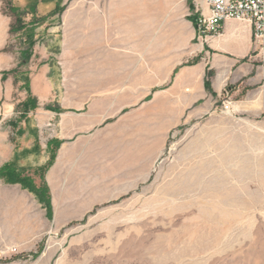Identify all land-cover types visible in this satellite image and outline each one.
<instances>
[{
	"label": "rangeland",
	"instance_id": "374dc122",
	"mask_svg": "<svg viewBox=\"0 0 264 264\" xmlns=\"http://www.w3.org/2000/svg\"><path fill=\"white\" fill-rule=\"evenodd\" d=\"M12 7L25 30L10 32ZM161 8L0 0V53L13 65L0 70V146L40 187L26 197L0 175V264H264L259 87L217 90L197 50L207 42L193 38L202 5ZM142 16L148 25L126 24ZM43 70L46 100L29 88Z\"/></svg>",
	"mask_w": 264,
	"mask_h": 264
},
{
	"label": "crops",
	"instance_id": "0c3cea01",
	"mask_svg": "<svg viewBox=\"0 0 264 264\" xmlns=\"http://www.w3.org/2000/svg\"><path fill=\"white\" fill-rule=\"evenodd\" d=\"M176 1L181 0H161V9L163 10L162 16L166 15V5H172ZM186 2L188 0H185ZM191 3L196 7L197 4H201L204 10V13H208V9L203 0H191ZM188 15L194 14L196 9L187 10ZM199 14L194 15L195 26L192 23L193 27V38L197 36V22L199 19ZM147 19V21H146ZM137 24V25H148L149 16H142L141 21H127L126 24ZM252 28L246 22L228 20L224 23L221 33L218 36L210 38L207 43L201 44L197 49L204 58V67L211 64V67L214 68L218 75L217 80V90H221L224 84L230 82H238L239 86L237 87L235 93L244 91L249 93L252 90H257L263 75H264V61L255 58L251 55L252 52ZM207 48V50L205 49ZM48 54V51H42L37 48L35 55L36 58H45ZM39 55V56H38ZM12 58L9 54L1 52L0 53V70H9L12 68ZM39 64L33 59L29 65L30 71H37ZM192 70H198L201 72L200 68H193ZM29 88L38 94L39 98L46 100L49 94L50 85L47 81L45 71H41L39 74L29 73ZM27 153L32 154V151ZM13 152L6 147L0 146V175L5 176L12 180H18L19 176L25 177V180L31 181L29 174H25L27 167L18 168L13 161L11 160ZM17 167V168H16ZM42 168V167H40ZM20 190L26 194L25 196H33L31 193L36 191L32 190L30 187L26 188L23 184H16ZM34 186V185H33ZM36 187V186H35ZM40 188V187H37Z\"/></svg>",
	"mask_w": 264,
	"mask_h": 264
},
{
	"label": "built area",
	"instance_id": "2783aa9c",
	"mask_svg": "<svg viewBox=\"0 0 264 264\" xmlns=\"http://www.w3.org/2000/svg\"><path fill=\"white\" fill-rule=\"evenodd\" d=\"M208 13L201 11L197 22V39L207 42L221 33L224 23L236 20L248 23L252 28L251 55L264 61V0H204ZM259 94L264 112V75L259 85ZM232 106L226 103V108Z\"/></svg>",
	"mask_w": 264,
	"mask_h": 264
},
{
	"label": "trees",
	"instance_id": "16d2710c",
	"mask_svg": "<svg viewBox=\"0 0 264 264\" xmlns=\"http://www.w3.org/2000/svg\"><path fill=\"white\" fill-rule=\"evenodd\" d=\"M31 10H32V14L34 15L36 13V6H32L31 7ZM12 11L13 13L15 14L16 16V24L11 27V33H16V32H19L21 30H25L26 29V24H21L22 20H21V14H20V11H19V8L18 7H12ZM26 45L28 46L27 49H25L23 52H22V55H21V59H22V63L23 64H26L28 63V61L30 60L31 56H32V48L34 46V35L33 33L27 38L26 40ZM207 88H210V85L207 83L206 84ZM44 167L36 170V171H40V170H43ZM14 183H21L23 184L26 188L30 187L31 189H33L34 191H36L37 193H39L40 191V188H37L35 186H33V183H29V180H25V177H22V176H19L18 180L14 179L12 180Z\"/></svg>",
	"mask_w": 264,
	"mask_h": 264
}]
</instances>
